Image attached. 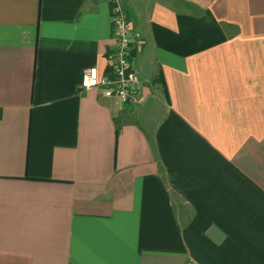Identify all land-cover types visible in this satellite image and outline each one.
<instances>
[{"label": "crops", "instance_id": "1", "mask_svg": "<svg viewBox=\"0 0 264 264\" xmlns=\"http://www.w3.org/2000/svg\"><path fill=\"white\" fill-rule=\"evenodd\" d=\"M0 0V264H264V0Z\"/></svg>", "mask_w": 264, "mask_h": 264}, {"label": "built area", "instance_id": "2", "mask_svg": "<svg viewBox=\"0 0 264 264\" xmlns=\"http://www.w3.org/2000/svg\"><path fill=\"white\" fill-rule=\"evenodd\" d=\"M113 3L111 24L116 40L115 49L107 55L113 75L100 77L96 67L87 70L82 78L83 90L101 89L108 99H115L124 106L139 102L140 80L134 58L142 50L140 34L135 32L122 0H111Z\"/></svg>", "mask_w": 264, "mask_h": 264}]
</instances>
